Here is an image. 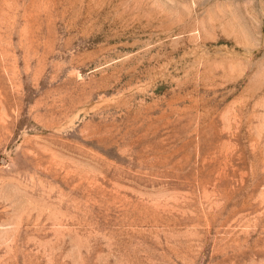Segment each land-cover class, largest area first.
Listing matches in <instances>:
<instances>
[{
	"label": "rangeland",
	"instance_id": "rangeland-1",
	"mask_svg": "<svg viewBox=\"0 0 264 264\" xmlns=\"http://www.w3.org/2000/svg\"><path fill=\"white\" fill-rule=\"evenodd\" d=\"M0 264H264V0H0Z\"/></svg>",
	"mask_w": 264,
	"mask_h": 264
}]
</instances>
